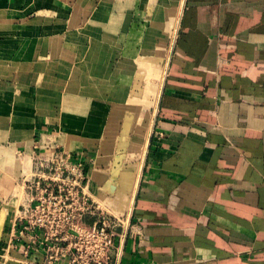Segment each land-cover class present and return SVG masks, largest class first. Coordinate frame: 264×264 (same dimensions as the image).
<instances>
[{
  "label": "crops",
  "instance_id": "1",
  "mask_svg": "<svg viewBox=\"0 0 264 264\" xmlns=\"http://www.w3.org/2000/svg\"><path fill=\"white\" fill-rule=\"evenodd\" d=\"M1 1L0 264L41 260L8 240L60 149L109 264H264V0Z\"/></svg>",
  "mask_w": 264,
  "mask_h": 264
},
{
  "label": "built area",
  "instance_id": "2",
  "mask_svg": "<svg viewBox=\"0 0 264 264\" xmlns=\"http://www.w3.org/2000/svg\"><path fill=\"white\" fill-rule=\"evenodd\" d=\"M79 152L35 155L22 176L26 196L13 221L8 246L35 252V264H109L115 217L99 208L86 190ZM92 216L86 221L84 216Z\"/></svg>",
  "mask_w": 264,
  "mask_h": 264
},
{
  "label": "rangeland",
  "instance_id": "3",
  "mask_svg": "<svg viewBox=\"0 0 264 264\" xmlns=\"http://www.w3.org/2000/svg\"><path fill=\"white\" fill-rule=\"evenodd\" d=\"M2 1H3V0H2ZM2 1H1V2H2Z\"/></svg>",
  "mask_w": 264,
  "mask_h": 264
}]
</instances>
